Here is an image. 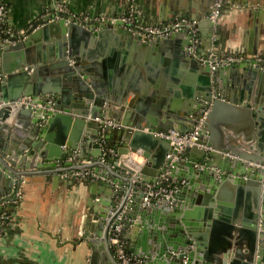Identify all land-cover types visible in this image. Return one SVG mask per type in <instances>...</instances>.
Instances as JSON below:
<instances>
[{
  "label": "water",
  "instance_id": "95a60500",
  "mask_svg": "<svg viewBox=\"0 0 264 264\" xmlns=\"http://www.w3.org/2000/svg\"><path fill=\"white\" fill-rule=\"evenodd\" d=\"M213 5L204 11L207 20ZM43 20L44 25L26 38L2 42L0 195L12 194L23 175L45 160L55 166L52 159L80 150L79 156L89 152L95 158L102 156L100 142L106 138L108 147L116 151L108 160L115 176L111 184L106 183L112 194L109 206L96 211L94 224L107 246V264H118L109 236L111 224L120 223L121 212L123 221L133 226L129 236L123 231L126 248L143 264H264V105H257L264 95L261 63L249 58L211 68L203 63L202 55L188 51L185 31L144 39L126 29L121 20L86 24L65 13L57 19L49 14ZM49 33L56 36L52 55L57 60L48 64V75L39 76L48 61L46 55L37 59L39 38ZM33 41L32 53L27 46ZM179 41L183 43L174 45L179 63L164 71L171 79L156 97L149 83H118L120 77L129 78L134 50L147 56ZM139 65L148 74L154 71L146 60ZM188 67L197 75L185 77L183 70ZM227 75L232 79L230 88L244 78L239 97L222 82ZM22 97L30 103H18ZM97 117L113 118L122 126H103ZM200 119L204 126L199 157L190 153L198 145L177 154L169 139L156 134L169 129L189 131ZM114 128L122 136L116 145L110 144ZM237 139L243 146L233 145ZM136 154L146 162L138 166ZM111 164L126 175H118ZM161 173L178 185L173 203L145 204V192L136 186L156 183ZM225 188L243 193V206L240 200L235 205L225 202L221 195Z\"/></svg>",
  "mask_w": 264,
  "mask_h": 264
},
{
  "label": "crops",
  "instance_id": "0c3cea01",
  "mask_svg": "<svg viewBox=\"0 0 264 264\" xmlns=\"http://www.w3.org/2000/svg\"><path fill=\"white\" fill-rule=\"evenodd\" d=\"M5 2L8 6L7 21L12 32L15 33V41L26 38L36 28L44 25L45 16L52 14L53 18L57 19V8L59 4L64 3L68 7L69 17L79 14L88 15L89 19L85 21L86 24L112 21V18L129 12H133L137 23L140 24H164L175 17L197 19L200 55L218 56L233 53L243 55L245 58L264 56V0H5ZM218 2L221 4V12L216 20L205 19L204 11L209 5L214 4L215 8ZM33 26L36 28L33 29ZM55 38L54 33H49L46 37L41 35L39 38L41 52L37 59H40V55L48 57V61H45L46 69H42L39 76L48 75V64L57 60L56 55H52ZM7 41L5 40L4 44ZM181 43L183 42L171 44V47H167L165 51L153 50L147 56L141 51L134 50L135 60L132 62L129 78L120 77L117 80L118 83L126 80L142 85L149 83L156 97L158 91L166 88L165 84L171 79L165 76L164 71L179 63V57L174 53V45ZM28 47L32 48L33 53L36 42H31ZM129 47V51L133 54L131 46ZM0 48L1 61L4 48L2 41H0ZM10 59H14V55ZM143 60H146L154 69L152 74H148L145 67L139 65ZM183 72L185 77L189 78L193 74L197 75L191 67L185 68ZM231 81V75H227L222 82L234 97H239L244 91V78L235 82L232 88H230ZM258 84L259 81L254 88L255 94L259 92ZM173 99L178 102V99L174 97ZM149 100L146 99L145 103H149ZM136 104L139 105L137 101ZM260 104L264 105V95L257 103L258 106ZM6 122L12 123L11 120ZM110 135V144L116 145L122 141L117 128L111 129ZM2 136L3 139L7 138L6 134ZM107 141L105 138L100 142L103 155L98 158L89 152L85 157L80 156L71 160L69 157L72 154L81 153V150L73 151L71 155L64 154L61 158L52 159L51 162L56 161L55 166H48L49 161L45 160L43 165L32 167L23 175L21 181L23 196L17 207V213L13 222L6 228V234L0 237V264L109 263L107 246L96 234L95 230H98V227L94 224L97 221L96 211L109 206L108 202L111 201L112 194L106 185L111 184L115 176L108 167V160L115 154L110 153L106 156L104 148L108 147ZM241 143V139L233 141L235 146H241ZM200 148L202 149L203 146L192 149L191 155L195 158L199 157ZM156 150V148L153 149L151 153L155 154ZM136 155L138 166L146 162L142 155ZM84 159L94 162L93 166H90L94 173L93 178L86 181L87 176L75 178L66 175L75 169L82 170L81 165L88 164ZM110 166L118 175H126L117 164ZM106 175L108 176L105 179ZM116 178L120 180L117 175ZM74 179L75 183L72 184ZM136 187L143 189L140 186ZM221 195L225 202L234 205L240 200V205L243 206L245 201L244 194L239 193L238 190L225 188ZM3 197L0 195V198ZM132 227L128 226L125 229L128 236L131 230L133 231Z\"/></svg>",
  "mask_w": 264,
  "mask_h": 264
},
{
  "label": "built area",
  "instance_id": "2783aa9c",
  "mask_svg": "<svg viewBox=\"0 0 264 264\" xmlns=\"http://www.w3.org/2000/svg\"><path fill=\"white\" fill-rule=\"evenodd\" d=\"M57 10V18L62 15V13H69L68 7L64 3L59 4ZM7 11V3L5 2V0H0V41H2L3 43H5V40H8L7 43L15 41V33L12 32V29L7 21ZM220 12L221 4L220 2H218L216 7L209 14V18L213 21L216 20ZM73 17L78 23H85V21L89 19L88 15L86 14H79ZM116 20L123 21L125 28L131 31L138 32L144 39H159L172 31H185L189 37L188 51L193 56L199 55L200 38L197 27V19L175 17L164 24H140L137 23L133 12H129L128 14L112 18V21ZM32 28L35 29L36 26H33ZM202 59L203 63L209 64L211 68H216L219 65H230L249 58H245V56L243 55L228 53L218 56L209 54L202 56ZM250 59H254L257 63H261V65L264 67V56H257L256 58ZM4 77L5 73L0 68V82L4 79ZM53 98L54 97H51L48 102H51ZM17 102L25 105H28L30 103L27 97H22ZM97 119L103 123V126L111 125L117 128L122 126V123L113 118L97 117ZM203 126V119H200L194 125L193 129L189 131L183 132L180 130L169 129L167 131H157L156 134L163 138L169 139L176 153L181 154L188 146H203L199 142ZM104 149L106 151L105 153L116 154L115 149L112 147L105 146ZM78 157H80L79 153L75 152L69 158L72 160L73 158ZM84 161L88 163V165L92 163L90 159H84ZM66 175L75 178H84L85 176L91 175V178H93L94 173L92 172L90 166H86L82 168V170L75 169L70 173H66ZM104 178L106 179V176H104ZM142 188L145 192L143 202L148 205H155L158 201H167L169 203H173V197L175 196V193L178 189V185L171 182L166 173H161L156 183H146ZM22 196L23 192L20 182L19 184H16L14 192L12 194H10L6 198H0V237L6 234V228L10 223L13 222L14 217L17 213V207ZM123 217L124 213L121 212L118 215V218L121 220L120 223L111 224L110 226L111 235L109 236V242L111 244L114 256L117 259L118 264H143V259L131 254L126 248V240L123 237V231L128 227V225H130V223L123 221Z\"/></svg>",
  "mask_w": 264,
  "mask_h": 264
},
{
  "label": "trees",
  "instance_id": "16d2710c",
  "mask_svg": "<svg viewBox=\"0 0 264 264\" xmlns=\"http://www.w3.org/2000/svg\"><path fill=\"white\" fill-rule=\"evenodd\" d=\"M90 178H91V175H88L87 177H85V180H86V181H89Z\"/></svg>",
  "mask_w": 264,
  "mask_h": 264
},
{
  "label": "bare ground",
  "instance_id": "6f19581e",
  "mask_svg": "<svg viewBox=\"0 0 264 264\" xmlns=\"http://www.w3.org/2000/svg\"><path fill=\"white\" fill-rule=\"evenodd\" d=\"M137 157V155H135ZM136 159V158H135ZM137 160V159H136Z\"/></svg>",
  "mask_w": 264,
  "mask_h": 264
}]
</instances>
